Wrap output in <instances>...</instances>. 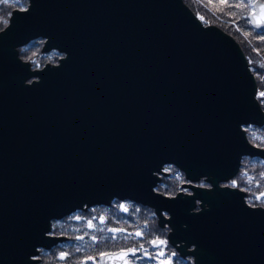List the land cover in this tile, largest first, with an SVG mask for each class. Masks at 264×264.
Instances as JSON below:
<instances>
[{
	"label": "water",
	"instance_id": "1",
	"mask_svg": "<svg viewBox=\"0 0 264 264\" xmlns=\"http://www.w3.org/2000/svg\"><path fill=\"white\" fill-rule=\"evenodd\" d=\"M28 1L0 31V43L12 40L0 73H21L19 88L0 81V264H38V247L58 239L47 235L53 218L116 195L168 208L172 234L196 244V264H264V207L220 184L244 156L264 158L246 131L264 124L257 79L234 36L184 0ZM248 19L264 30V0ZM37 37L64 53L57 64L34 69L20 56ZM30 75L40 81L26 83ZM165 82L174 98L157 92ZM26 90L37 94L15 93ZM170 163L212 181L211 194L189 185L207 208L188 213L194 196L184 209L180 194L155 190Z\"/></svg>",
	"mask_w": 264,
	"mask_h": 264
},
{
	"label": "flooded vegetation",
	"instance_id": "2",
	"mask_svg": "<svg viewBox=\"0 0 264 264\" xmlns=\"http://www.w3.org/2000/svg\"><path fill=\"white\" fill-rule=\"evenodd\" d=\"M252 158L264 160L260 156ZM169 167H176L177 170L170 172ZM257 169L259 168L254 167L249 175L252 195H248V192L240 187L227 184L229 180L220 184L240 188L245 192L248 205L264 207V176H261ZM239 172L240 169L236 175ZM159 176L155 190L171 198L180 194L178 200L183 202L184 209L190 202L188 196H194L192 206L187 209L188 213L199 212L209 206L201 193L189 186L192 184L202 187L206 189L207 194H211L213 184L206 175L191 180L183 169L170 163L164 165ZM171 216L168 208H160L149 201L131 196L116 195L109 201L86 203L51 220L47 235L58 239L48 247L39 246L35 257L39 260L38 264H161L162 261L163 264H196V244L185 236L172 234L175 227L170 220ZM188 217L185 216L182 221L183 226L188 223ZM137 232L142 235L137 236ZM151 240H155L157 244L161 240L165 243L154 247L148 243ZM141 244L143 249L140 248ZM130 249L135 250V255ZM161 252L163 255H160ZM62 253L64 259H60Z\"/></svg>",
	"mask_w": 264,
	"mask_h": 264
},
{
	"label": "rangeland",
	"instance_id": "3",
	"mask_svg": "<svg viewBox=\"0 0 264 264\" xmlns=\"http://www.w3.org/2000/svg\"><path fill=\"white\" fill-rule=\"evenodd\" d=\"M197 4V6L200 8L199 11L197 10V16L205 23V24H211V22L213 21L211 16H215V17H219L220 20L225 21L224 22V26L233 32L236 31H241V33H239L238 38L241 40V42L243 43V46L245 48V52L247 54V57L249 59V62L252 66H255L258 69H261L263 72L261 76H257V98L259 99V101L261 100V105L264 109V96L261 95V93H264V40H262L260 37L264 36V34L262 33H257V29H255L253 26H251L250 22H249V26H247V23L245 21L240 20V16H241V12L245 11L247 6L243 5L242 3L240 5L242 9L240 14H234L229 12L228 13V17H226L225 13H224V8L230 9L228 4L229 1L227 0V2H224L222 0H194ZM211 1V4H210ZM231 1V0H230ZM203 3H206L208 6L209 4L211 6H204ZM209 3V4H208ZM253 10V9H252ZM251 10V11H252ZM250 11V12H251ZM196 12V11H194ZM249 12V13H250ZM248 13V15H249ZM220 15H222L220 17ZM233 18V19H231ZM240 20V21H238ZM249 20V19H248ZM38 38V37H37ZM35 38V39H37ZM34 40V39H33ZM38 43H43L44 46V42H45V38H42L37 40ZM41 51V50H40ZM44 51V50H42ZM22 55V58L24 60H26L28 57L30 56H35L39 53L38 50H32L31 48H29L28 50L24 51V52H20ZM64 55V53H60V54H56L55 57L50 61L51 64H57L60 60V58ZM27 61V60H26ZM32 79H36V77H31L29 79V81H31ZM259 84V85H258ZM255 125H248L246 126V131L248 132L249 129L254 128ZM264 126V124L262 125ZM260 127V126H257ZM248 134V133H247ZM250 139V138H249ZM251 159L252 156H244L243 157V161L240 167V172L238 175H236L235 177H232L231 179H229V183L233 184V181H235V184H238L237 187H240L242 189H244L245 191L249 193H251V195L253 194L252 188L249 184V178L244 177V175L246 173H249L251 171ZM168 170H170V172H173L175 170H177L176 167H169ZM250 175V173H249ZM248 175V176H249ZM223 184H225V181L222 182ZM250 201H253L252 199H250Z\"/></svg>",
	"mask_w": 264,
	"mask_h": 264
},
{
	"label": "trees",
	"instance_id": "4",
	"mask_svg": "<svg viewBox=\"0 0 264 264\" xmlns=\"http://www.w3.org/2000/svg\"><path fill=\"white\" fill-rule=\"evenodd\" d=\"M184 1L193 9V11H196L195 13H197V10L201 11L194 0H184ZM222 1H224V0H222ZM228 1H229L228 6H229L230 9L224 8V10H223L225 15H226V17H228V13L229 12L239 15L241 10H242V9H240L242 5L239 6V7H237V5H240L241 3L242 4L244 3L243 5L247 6V8H246L245 11L241 12L240 20L245 21L247 23V26H249L248 13L253 9L254 0H231V1L228 0ZM226 2H227V0H226ZM203 4H204V6L205 5L208 6L206 3H203ZM210 4H211V1H210ZM210 4H209V6H211ZM28 5H29V1L28 0H23L22 2H17V1H14V0H8V3H6V4L5 3H0V31L2 29H4L8 25V23L10 21V17L12 15V12H13L14 9H16V8L24 9ZM221 16L222 15H220V17ZM211 18L213 20L211 22V24L218 25L219 27L224 29L226 32H228L232 36H234V38L240 43V45L242 46V48L245 51L243 43L241 42V40L237 36V35H239V33H241V31L233 32V31L228 30L224 26V22L226 20L222 21V20H220V18L218 16L217 17L211 16ZM231 19H233V18H231ZM240 20H238V21H240ZM256 32L264 34V30L257 29ZM39 39H41V37H38L37 39H34V40L30 41L29 43L19 47L20 56L22 55L20 53L21 51L24 52V51L28 50L29 48H31L32 50H38L39 51V53L37 55L30 56V57H28L26 59L28 62H30L32 68H34V69L35 68H42L47 63H50V61L55 57L56 54H60L61 53V52H59L57 50H54V49L53 50H48V51H42L43 50V43H41V44L38 43L37 40H39ZM250 66H251V69L254 72L256 77L263 75L262 74L263 71L261 69H258L255 66H252L251 64H250ZM263 68H264V66H263ZM260 102H261V100H260ZM247 133H248L247 134L248 137L250 138V140L253 143L257 144L258 146L264 147V126H260V127L254 126V128L249 129ZM263 161L264 160L261 159V158H256V159L252 158L251 161H250L251 164H252V167H251V171L249 173L252 174V169L254 167H257V168H259L257 170L260 171L261 176H264V162ZM249 173H246L244 175V177H247V178L250 179V176H248ZM227 184H230L232 186H238V184H231V183H229V181L227 182ZM249 184H250V182H249Z\"/></svg>",
	"mask_w": 264,
	"mask_h": 264
},
{
	"label": "bare ground",
	"instance_id": "5",
	"mask_svg": "<svg viewBox=\"0 0 264 264\" xmlns=\"http://www.w3.org/2000/svg\"><path fill=\"white\" fill-rule=\"evenodd\" d=\"M53 25V24H52ZM11 43H12V40H7V41H5V40H3L1 43H0V58H2L6 63H10V61L5 57V56H3V51L6 49V46H11ZM160 58H162L161 57V53H160ZM161 62V61H160ZM137 65V64H136ZM143 65V64H142ZM163 65V64H162ZM164 70L165 71H171V69L167 66H164ZM27 73V72H26ZM31 77H35V75H30L29 77H28V79L26 80V83H29V82H31V81H29V79L31 78ZM2 80H4L10 87H12V88H19V86L21 85V73H20V71H19V69H14V68H12V69H9V70H7L6 72H4V73H0V81H2ZM36 80L37 81H40V78H39V76L36 78ZM166 81H168V80H166ZM50 84V83H49ZM163 84V83H162ZM170 84V82H165L161 87H159L158 88V90H157V92L159 93V95L160 96H162V97H164V98H168V97H170V98H174V93H172L171 91H169L168 89H167V86ZM172 85H173V83H172ZM2 88V87H1ZM1 91H3L2 89H0ZM28 91L26 90V91H24V92H19V91H16L15 93H17V94H25V93H27ZM33 92H35V91H33V90H30L27 94H31V93H33ZM36 93V92H35ZM34 93V94H35ZM37 94V93H36ZM176 97H178V95H176ZM34 98H35V95H34V97L33 96H30L29 97V99H30V101H33L34 100ZM51 99H54V97H51ZM168 100V99H167ZM170 100V99H169ZM48 102H50V103H52V106H54V107H57V105H56V102L53 100H49ZM35 103H33L32 104V106L34 105ZM36 111H37V109H35V108H33V109H26L25 111H24V113H25V115H26V117L31 121V118L30 117H33V118H35V113H36ZM35 123L37 124V118H36V120H35ZM108 124H111L112 125V122H108ZM36 127V126H35ZM45 127H46V124H45ZM48 131V129L45 131V132H47ZM102 133V132H101ZM24 152H22V154H23ZM22 156H24V155H22ZM14 165V164H13ZM16 168H17V166L16 165H14ZM11 191V190H10ZM11 193H13V194H15L16 192H13V191H11ZM175 210H174V219H179V218H181L182 219V213H181V211H182V209L183 208H179L178 206H177V208H174ZM177 222V221H176ZM195 223V222H194ZM2 226H3V231L5 232V234L7 235L8 234V232H9V229H8V223H6V222H3L2 224H1Z\"/></svg>",
	"mask_w": 264,
	"mask_h": 264
},
{
	"label": "snow or ice",
	"instance_id": "6",
	"mask_svg": "<svg viewBox=\"0 0 264 264\" xmlns=\"http://www.w3.org/2000/svg\"><path fill=\"white\" fill-rule=\"evenodd\" d=\"M224 2H226V0H224ZM0 3H8V0H0ZM241 5H237V7H239ZM250 22V21H249ZM256 27H264V24H261L259 22H257L256 24ZM262 40H264V36H261L260 37ZM262 96H264V93H261ZM233 184H235V181H233ZM89 224H91V221H89ZM109 231H121L120 229H109ZM137 236H140L142 235V233L140 232H137L136 233ZM82 239V237H81ZM112 239H115V237H112ZM148 243L152 244L154 247H159L160 244H164L165 241L161 240L159 241V244H157V242L155 240H151V241H148ZM140 248L143 249V244L140 245ZM130 251H132V254L135 255V250L134 249H130ZM145 251V254H147V250L144 249ZM160 255H163V252L160 253ZM175 253L172 254V256H174ZM60 259H64V254L62 253L61 256H60ZM161 264H163V261L161 262Z\"/></svg>",
	"mask_w": 264,
	"mask_h": 264
},
{
	"label": "built area",
	"instance_id": "7",
	"mask_svg": "<svg viewBox=\"0 0 264 264\" xmlns=\"http://www.w3.org/2000/svg\"><path fill=\"white\" fill-rule=\"evenodd\" d=\"M14 1H17V2H22L23 0H14Z\"/></svg>",
	"mask_w": 264,
	"mask_h": 264
}]
</instances>
